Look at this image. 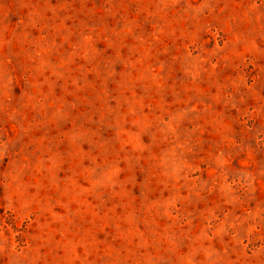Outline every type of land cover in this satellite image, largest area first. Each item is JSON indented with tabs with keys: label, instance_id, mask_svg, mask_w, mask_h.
Instances as JSON below:
<instances>
[{
	"label": "rangeland",
	"instance_id": "obj_1",
	"mask_svg": "<svg viewBox=\"0 0 264 264\" xmlns=\"http://www.w3.org/2000/svg\"><path fill=\"white\" fill-rule=\"evenodd\" d=\"M0 264H264V0H0Z\"/></svg>",
	"mask_w": 264,
	"mask_h": 264
}]
</instances>
